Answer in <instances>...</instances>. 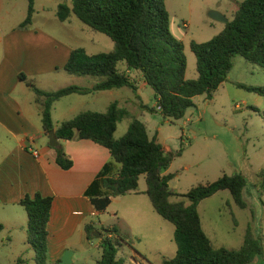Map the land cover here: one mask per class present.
I'll return each mask as SVG.
<instances>
[{
	"label": "trees",
	"instance_id": "16d2710c",
	"mask_svg": "<svg viewBox=\"0 0 264 264\" xmlns=\"http://www.w3.org/2000/svg\"><path fill=\"white\" fill-rule=\"evenodd\" d=\"M56 1L61 23L76 17L93 31L110 38L114 45L111 51L94 55L83 48L72 50L64 70L69 75L94 78L97 82L91 89L72 85L45 92L33 82H27L39 98L46 136L55 131L61 141H90L110 152L113 162L103 167L85 193L95 209L106 211L112 199L138 192L144 176L145 194L153 208L176 229V256L163 258V264H253L256 258L264 257L263 241L251 225L247 227L240 249L215 248L204 231L199 213L204 200L223 191L230 192L240 209H247L244 191L248 180L244 174H225L213 183L199 184L186 195H179L170 188L173 175H164V172L182 156L183 148L176 153L166 152L157 135L151 138L146 124L132 118L129 110L119 102H113L104 113H80L56 130L52 117L55 103L62 98L128 88L140 102L141 110L156 113L160 107L159 113L166 121L174 123L184 119L188 110L196 107L197 97L205 95L208 100L214 99L216 92L228 81L238 56L264 69V0H244L219 35L204 43L191 42L197 60L195 80L187 78L186 46L171 30L166 0ZM28 2V16L22 29L32 25L36 13V0ZM131 72L139 74L154 91L155 108L141 102L138 82ZM20 78L27 81L23 74ZM238 87L264 98V87L241 84ZM124 119L132 121L127 133L116 139L118 124ZM54 150L57 164L63 170H70L74 162L60 146ZM258 175L264 178V172ZM173 197L185 200L172 202ZM19 205L27 212L26 243L35 251V263L49 264L48 225L53 198L36 193L26 196ZM101 228L108 237L102 240V257L96 264H125L121 250L127 247L135 252L129 237L116 228ZM3 230L4 226L0 225V234ZM98 231L95 223L86 226L89 242L94 241Z\"/></svg>",
	"mask_w": 264,
	"mask_h": 264
},
{
	"label": "rangeland",
	"instance_id": "374dc122",
	"mask_svg": "<svg viewBox=\"0 0 264 264\" xmlns=\"http://www.w3.org/2000/svg\"><path fill=\"white\" fill-rule=\"evenodd\" d=\"M218 1L166 0L171 30L186 46L187 76L191 80L197 78V60L191 50V42L204 43L219 35V26L210 17L212 11H217ZM58 4L56 0H36L33 23L22 29L21 25L28 16V0H0V34L6 35L14 30L43 32L56 38L63 49L83 48L92 55L107 53L113 49L110 38L93 31L76 17L61 23L57 17ZM221 4L231 6L232 0H223ZM1 51L2 46L0 55ZM230 77L231 81L226 83L224 89L216 92L213 100H208L205 95L196 98V107L188 110L184 119L174 123L166 121L159 112H145L142 115L143 110L137 99L127 102L124 98L120 104L129 110L132 118L147 123L149 135H157L166 152L176 153L183 148L182 156L176 158L165 171L167 175H173L170 188L175 193L186 195L193 187L213 183L225 174L245 175L248 180L244 191L247 209H240L229 191L219 192L204 200L199 207L204 231L214 247L238 250L243 245L248 225L253 227L254 233L264 244V178L258 175L264 172V105L258 104V109L254 108L257 111H253L251 107L257 105L253 98H258L257 95L239 89L235 83L239 81L245 86L264 87V69L238 56ZM71 78L74 77L63 71L57 81L52 82L47 77L34 79L40 89L57 91L72 85ZM78 78L83 80L85 86L84 80L94 79ZM29 90L36 97L33 90ZM118 90L107 91L101 96L103 101L100 102L99 112H105L111 103L122 100L119 96L121 93L117 92H124L128 99H132L130 89ZM140 97L143 104L155 108V94L151 88L143 89ZM87 98L90 99L77 95L64 99L54 114L55 122L64 119L63 113L71 106L77 107L74 110L78 112L81 109L92 110L86 103L77 106L74 103ZM245 102L249 103L248 106ZM131 121L132 119H124L118 124L116 139L127 133ZM139 184V191L147 189L144 176ZM126 198L118 199L113 209L100 218L106 227L123 231L132 242L135 252L127 247L121 250V256L126 259L125 264H163V258H174L178 249L175 226L156 213L147 197L134 195ZM182 200L185 199L171 198L172 202ZM186 202L189 203L188 200ZM114 209L118 210V216H114L117 213ZM17 211L0 206V223L7 225L0 234V264H36L35 251L26 243L22 230L12 229L6 222ZM27 219L28 216L21 219L26 230ZM98 229L93 242L88 243L82 238L75 258L76 264H95L102 257V240L108 234L101 227ZM49 264H54V261L50 259ZM253 264H264V257L256 258Z\"/></svg>",
	"mask_w": 264,
	"mask_h": 264
},
{
	"label": "crops",
	"instance_id": "0c3cea01",
	"mask_svg": "<svg viewBox=\"0 0 264 264\" xmlns=\"http://www.w3.org/2000/svg\"><path fill=\"white\" fill-rule=\"evenodd\" d=\"M243 1L232 0L231 6H223L221 4L223 0H219L216 3L218 5L216 10L228 21H231ZM216 23L219 26L217 32L220 34L225 29L226 24ZM0 46H2L0 55V206L3 208L11 207L14 211L18 209L15 214L8 217L6 222L12 229H21L26 238V226L22 225L21 219H25L27 214H25V209L19 205L20 201L26 196H33L36 193H41L45 197H52L53 206L48 225L49 260L52 259L54 264H62L66 254L72 252L68 254L67 258L72 260V264H76L75 258L82 238L84 237L85 241L90 243L87 239L86 226L89 223H95L97 228L106 227L100 218L113 209V205L119 201L118 199H127L126 197L136 195L147 197L151 203L145 194L147 189L139 191V184L138 192L114 198L106 211H97L85 193L103 167L113 162L110 152L90 141L59 140L60 147L74 162L70 170H63L57 164V152L50 147L49 137L44 132L39 98L37 95H35L37 98L31 95L29 92L31 88L27 85V82H33L36 85L34 79L36 77H47L52 82L57 81L62 72H66L64 67L69 60L72 49H63L61 43L49 34L17 30L6 35L1 33ZM22 74L27 78L26 82L21 80ZM138 75L136 72H131L133 78H137ZM69 76L74 77L71 78L72 85L82 88L91 89L97 82L94 79L84 80L87 85L85 86L83 80L78 76ZM230 81L231 77L229 76L226 83ZM137 82L140 96V92L147 89L148 86L140 75ZM226 83L218 91L224 89ZM235 84L243 85L244 83L237 81ZM36 86L38 87V85ZM45 92L54 91L46 90ZM106 92L80 95L90 97V99H79L74 103L76 106L86 103L92 108L88 111L99 112L100 102L103 101L101 96L103 97ZM117 93H121L119 96L122 98V100L117 101L119 104L124 98L127 102L136 100L133 92L132 99H128L124 92ZM77 95L79 94L62 98L55 103L52 110L55 130L62 123L75 118L80 113L87 112L82 109L80 112L75 111L77 107L71 106L66 109V113H63L64 110L61 112L64 119L55 122L54 114L59 107L58 105L64 99ZM257 97L253 98L257 104L251 107L253 111L254 108L258 109V104L264 105V98L258 95ZM86 100L87 102H84ZM244 104L248 106L249 103L245 102ZM154 107H156V101ZM145 112L148 111H142V115ZM60 117L61 115H59ZM145 124L147 126V123ZM116 167L120 168L118 165ZM164 175L167 173L164 172ZM113 211H117L114 216L119 215L118 210L114 209ZM0 225L3 224L0 223ZM3 226L5 229L7 225L4 224Z\"/></svg>",
	"mask_w": 264,
	"mask_h": 264
},
{
	"label": "water",
	"instance_id": "95a60500",
	"mask_svg": "<svg viewBox=\"0 0 264 264\" xmlns=\"http://www.w3.org/2000/svg\"><path fill=\"white\" fill-rule=\"evenodd\" d=\"M210 17L212 20H214L216 22H220V23H224V24H227L229 22L228 19L226 17H224L218 11H212L210 13ZM49 140H50V147L51 148H58L60 146V142H59V139H58L55 131L50 132ZM68 254H66V257L63 258L62 264H72V260L67 258Z\"/></svg>",
	"mask_w": 264,
	"mask_h": 264
},
{
	"label": "built area",
	"instance_id": "2783aa9c",
	"mask_svg": "<svg viewBox=\"0 0 264 264\" xmlns=\"http://www.w3.org/2000/svg\"><path fill=\"white\" fill-rule=\"evenodd\" d=\"M185 27H186V25H185ZM157 110L160 112L161 111V108L160 107H157Z\"/></svg>",
	"mask_w": 264,
	"mask_h": 264
}]
</instances>
